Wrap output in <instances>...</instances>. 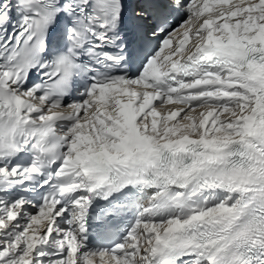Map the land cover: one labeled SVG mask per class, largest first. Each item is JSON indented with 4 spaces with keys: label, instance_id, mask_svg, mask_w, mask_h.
<instances>
[{
    "label": "snow or ice",
    "instance_id": "obj_1",
    "mask_svg": "<svg viewBox=\"0 0 264 264\" xmlns=\"http://www.w3.org/2000/svg\"><path fill=\"white\" fill-rule=\"evenodd\" d=\"M0 264H264V0H0Z\"/></svg>",
    "mask_w": 264,
    "mask_h": 264
},
{
    "label": "bare ground",
    "instance_id": "obj_2",
    "mask_svg": "<svg viewBox=\"0 0 264 264\" xmlns=\"http://www.w3.org/2000/svg\"><path fill=\"white\" fill-rule=\"evenodd\" d=\"M197 111H199V110H197Z\"/></svg>",
    "mask_w": 264,
    "mask_h": 264
}]
</instances>
